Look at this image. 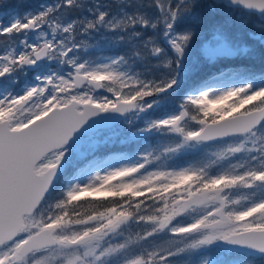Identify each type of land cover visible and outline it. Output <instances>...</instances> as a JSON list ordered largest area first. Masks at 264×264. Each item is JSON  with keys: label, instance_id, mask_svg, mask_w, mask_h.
Returning <instances> with one entry per match:
<instances>
[{"label": "snow or ice", "instance_id": "6c2138e0", "mask_svg": "<svg viewBox=\"0 0 264 264\" xmlns=\"http://www.w3.org/2000/svg\"><path fill=\"white\" fill-rule=\"evenodd\" d=\"M220 247L264 257V0H0V264Z\"/></svg>", "mask_w": 264, "mask_h": 264}, {"label": "trees", "instance_id": "16d2710c", "mask_svg": "<svg viewBox=\"0 0 264 264\" xmlns=\"http://www.w3.org/2000/svg\"><path fill=\"white\" fill-rule=\"evenodd\" d=\"M237 262L248 264L251 262V258L243 254H231L226 251L213 248V264H233Z\"/></svg>", "mask_w": 264, "mask_h": 264}, {"label": "water", "instance_id": "95a60500", "mask_svg": "<svg viewBox=\"0 0 264 264\" xmlns=\"http://www.w3.org/2000/svg\"><path fill=\"white\" fill-rule=\"evenodd\" d=\"M221 248H223L229 252H233V253H244V254L251 256V257H261L258 254L254 253V252L247 251V250H234V249H227L224 247H221Z\"/></svg>", "mask_w": 264, "mask_h": 264}, {"label": "rangeland", "instance_id": "374dc122", "mask_svg": "<svg viewBox=\"0 0 264 264\" xmlns=\"http://www.w3.org/2000/svg\"><path fill=\"white\" fill-rule=\"evenodd\" d=\"M73 143H74V141H73ZM219 249V248H218ZM233 264H243V263H233ZM248 264H252V262H250V263H248ZM262 264H264V257H263V263Z\"/></svg>", "mask_w": 264, "mask_h": 264}]
</instances>
